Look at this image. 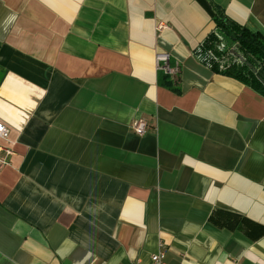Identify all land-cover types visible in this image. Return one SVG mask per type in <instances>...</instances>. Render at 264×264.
<instances>
[{"label":"crops","instance_id":"obj_1","mask_svg":"<svg viewBox=\"0 0 264 264\" xmlns=\"http://www.w3.org/2000/svg\"><path fill=\"white\" fill-rule=\"evenodd\" d=\"M210 1L264 36V0ZM213 28L200 0H0V264H264V96L196 59Z\"/></svg>","mask_w":264,"mask_h":264},{"label":"trees","instance_id":"obj_2","mask_svg":"<svg viewBox=\"0 0 264 264\" xmlns=\"http://www.w3.org/2000/svg\"><path fill=\"white\" fill-rule=\"evenodd\" d=\"M214 28L194 50L198 61L212 71L231 76L264 96V36L229 19L210 0H200Z\"/></svg>","mask_w":264,"mask_h":264},{"label":"built area","instance_id":"obj_3","mask_svg":"<svg viewBox=\"0 0 264 264\" xmlns=\"http://www.w3.org/2000/svg\"><path fill=\"white\" fill-rule=\"evenodd\" d=\"M166 27L165 24L159 23L158 28H163ZM156 68L157 70L162 71L164 74L167 75H173L177 72L178 67L177 65H171L170 64V58L167 53H157L156 54ZM148 123L147 120L143 117H139L135 119L132 122V130L134 133L138 135H143L145 131L147 130ZM8 136V128L0 122V137L2 138H7ZM6 154H10L11 150L8 147H2L0 148ZM6 160L5 158H0V165L5 164ZM151 260L154 264H164V252L163 251H158L157 253L152 254Z\"/></svg>","mask_w":264,"mask_h":264}]
</instances>
